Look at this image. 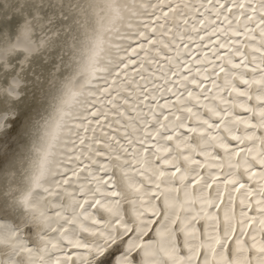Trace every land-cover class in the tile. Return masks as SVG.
<instances>
[{"label": "snow or ice", "instance_id": "1", "mask_svg": "<svg viewBox=\"0 0 264 264\" xmlns=\"http://www.w3.org/2000/svg\"><path fill=\"white\" fill-rule=\"evenodd\" d=\"M81 95L45 264H264V0H136Z\"/></svg>", "mask_w": 264, "mask_h": 264}, {"label": "bare ground", "instance_id": "2", "mask_svg": "<svg viewBox=\"0 0 264 264\" xmlns=\"http://www.w3.org/2000/svg\"><path fill=\"white\" fill-rule=\"evenodd\" d=\"M135 6L0 0V141L7 145L0 150V264H45L47 203L38 195L81 84L106 60ZM119 186L125 199L134 195L123 178ZM67 251L76 258L77 250Z\"/></svg>", "mask_w": 264, "mask_h": 264}, {"label": "water", "instance_id": "3", "mask_svg": "<svg viewBox=\"0 0 264 264\" xmlns=\"http://www.w3.org/2000/svg\"><path fill=\"white\" fill-rule=\"evenodd\" d=\"M43 232H44V231H43ZM43 232H42V233H43ZM150 235H151V234H149V236H150ZM145 239H148V237H145Z\"/></svg>", "mask_w": 264, "mask_h": 264}]
</instances>
